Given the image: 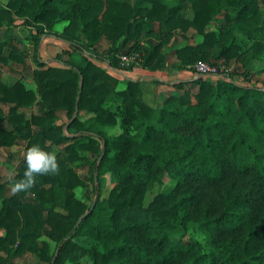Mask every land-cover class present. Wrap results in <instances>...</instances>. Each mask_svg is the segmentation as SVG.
Instances as JSON below:
<instances>
[{
	"label": "trees",
	"instance_id": "16d2710c",
	"mask_svg": "<svg viewBox=\"0 0 264 264\" xmlns=\"http://www.w3.org/2000/svg\"><path fill=\"white\" fill-rule=\"evenodd\" d=\"M261 1L0 0V27H30L39 66L32 72L37 89L23 79L4 83L5 67L31 66L20 43L0 40V147L24 142L28 152L40 145L59 165L14 192L24 156L0 183V264L27 254L39 258L30 264H79L84 256L91 264H264V85L238 81L264 74V67L251 68L264 55ZM189 35L203 39L173 50L179 68L234 59V70L220 73L227 80L175 81L180 94L169 93L159 108L145 100L141 80H121L102 65L106 60L115 71L120 55L139 53L137 64L163 69L165 47ZM48 36L68 46L57 65L40 56ZM103 38L109 47L100 52ZM115 126L119 133L107 130ZM107 171L116 184L103 197ZM166 177L174 186L145 205L147 192ZM89 180L90 203L76 195ZM175 228L203 230L208 241H174Z\"/></svg>",
	"mask_w": 264,
	"mask_h": 264
},
{
	"label": "rangeland",
	"instance_id": "374dc122",
	"mask_svg": "<svg viewBox=\"0 0 264 264\" xmlns=\"http://www.w3.org/2000/svg\"><path fill=\"white\" fill-rule=\"evenodd\" d=\"M6 0H2V2L4 4H6L7 2H5ZM128 1H132V0H128ZM167 3L169 4H175L176 0H166ZM260 9H261V19L264 20V1L260 2ZM189 16H193L192 12H188L187 13ZM23 26V25H22ZM21 26V27H22ZM63 29V25H58L56 27V30L58 32H61ZM159 29V28H158ZM3 30H0V37L2 36ZM15 35L17 37H22L24 35H26L28 33L27 30H22V29H16L15 30ZM31 33V32H30ZM29 33V34H30ZM197 38V37H196ZM196 41V39H195ZM192 42V41H191ZM240 42L245 46V47H249L251 46V44L253 43L252 39H247L245 38L243 35L240 36ZM26 44H28L26 42ZM58 45L61 44V42L57 43ZM28 50L29 49H33V47H31L30 45L27 46ZM107 49V48H106ZM106 49L103 48L102 44H98V50L100 52L105 51ZM44 53V57L46 60H50L52 58L55 57L56 55V50H53L51 47L46 46L43 50ZM65 58H70V56L68 54H66L64 56ZM74 57L81 59V61L83 62L84 59L75 54ZM139 64H134V67H139ZM220 66L222 67H226V69L228 70L227 72H232L234 70L235 67V60L232 59L230 62L228 63H224V62H220ZM8 67V66H7ZM264 67V55L262 56V58L260 59H256L251 63V68L253 71H258L260 69H262ZM9 68V67H8ZM175 70H181L180 72H182V75L184 76V74L190 72L188 70H183L182 68H173ZM157 72V71H155ZM30 71L27 69L24 71V78L26 80H28L29 82H32V77H30ZM115 73L117 75H119L122 78H125V76L123 75V73H121L120 71H115ZM154 77H161V72H157V74H153ZM17 76L14 74H6V78L5 80L12 84L17 80ZM209 78V76H208ZM211 79H219L214 78V77H210ZM227 80V79H224ZM238 81L243 83V84H255L258 83L260 86L264 85V74H257L255 75V77L252 79V81H247L244 80L242 77L238 78ZM157 90V89H156ZM155 90V91H156ZM169 93L167 92V95ZM176 94H180V91L177 89ZM167 95H165V98L167 97ZM165 100V99H164ZM120 100H115L113 102L110 103V105L112 107H115L117 105V103ZM152 105L155 108H159L161 107V105L163 104L164 101H162V97L159 95L154 96L153 100H152ZM29 114H31L32 112H36V110L34 109H30L27 110ZM4 124H6L5 121H3ZM107 130L110 133H119L120 132V128L118 126L115 127H108ZM59 150V148H55V151L57 152ZM27 155V149H26V143L21 142L18 145H14L12 147L9 148H4V147H0V183L1 182H7L8 179L15 173L16 167L19 163V161ZM80 172V171H79ZM83 173H87V169L82 171ZM100 181H101V187H102V196L103 197H108V195L110 194L112 188L114 187V185L116 184V178L114 176V174L110 171L105 172L104 174H102L100 176ZM174 180L170 177H166L162 182H156L152 188L147 192L146 198H145V205H148L153 199L154 197L162 192L165 191L167 189H170L171 187L174 186ZM9 194V192H8ZM76 195L82 199H85L87 202H91L94 198H95V193L93 191V183L91 182V180L87 181L86 184L84 186H81L79 188L76 189ZM1 206V205H0ZM4 231L0 229V234H3ZM170 237L172 240L174 241H178V240H188V239H199L202 242H207L208 241V234L207 232L203 231V230H195L193 228H190L188 230H183L181 228H175L172 229L170 231ZM79 241L82 240V238H78ZM51 247L52 250L55 247V243L51 242ZM39 260V258L35 255L32 254H27L24 258L20 259L19 261H17L15 264H30L33 261H37ZM91 258L88 256H84L79 264H91ZM66 264H74L71 262H67Z\"/></svg>",
	"mask_w": 264,
	"mask_h": 264
},
{
	"label": "crops",
	"instance_id": "0c3cea01",
	"mask_svg": "<svg viewBox=\"0 0 264 264\" xmlns=\"http://www.w3.org/2000/svg\"><path fill=\"white\" fill-rule=\"evenodd\" d=\"M2 1V0H1ZM8 0H6L5 2H7ZM124 1H128V0H124ZM130 3H134L135 0L132 1H128ZM190 12L193 13L192 10H189ZM187 11V13L189 12ZM186 13V16L189 18H192V16H189ZM193 15V14H192ZM19 24V21H18ZM64 25L66 23H60L58 25ZM57 25V26H58ZM22 25H16V26H1L0 30H3L2 36L0 37V40H6L8 42H18L20 43L19 45L22 47L23 51L25 54L28 55V61L30 63V68L28 69L30 71V77H32V82H29L28 80H26L24 78V72H15L12 69H10L11 67H5L4 69H2V81L10 86L15 85L20 79H23L26 84L29 87H32L34 89H37V84L36 81L33 78L32 72L39 68L38 64L36 63L35 59H34V50H35V45L33 43V41L30 39V27H26V26H22ZM24 29L27 30L28 33L22 37H17L15 35V30L16 29ZM159 28V24L155 23L154 24V29L158 30ZM197 37V38H196ZM196 39V41H195ZM203 39L202 36L199 35H189L188 39H185L183 37L180 36H175L173 37V39L169 42V44L165 47L166 52L168 53V57L166 60V65L163 69H157V70H152V69H148V68H144L142 66L139 67H130L128 69H123V70H119L121 73H123V75L135 80H141L142 83V89L144 92V98L147 101L148 104L152 105V100L154 98V96L159 95L162 97V101H164L165 99V95H167L168 93H173L176 94L177 88L174 85V82L177 80H190L192 78H194L195 76L192 74V72H188L186 74H184V76L182 75V72H180L181 70H175L173 68H179L176 62V59L173 55V50L177 49V48H181L184 47L187 44H196L197 42L201 41ZM192 41V42H191ZM26 42L28 44H26ZM61 42L60 45H58L57 43ZM100 44L103 45V48L106 49L109 47V42L106 40V38H103L100 41ZM31 46L33 47V49H29L27 48V46ZM46 46L51 47L53 50H56V55L54 58L50 59V60H46L44 57V53L43 50ZM67 43L61 39L58 38L56 36H48L44 39L43 44H42V48H41V59L45 62L50 63L51 65H57L58 61H57V56L58 54H62L63 51L65 49H67ZM11 53V47L9 45H7L4 49V54L5 55H9ZM66 55V54H65ZM256 60V59H255ZM254 61V60H253ZM252 61V62H253ZM79 62L82 63L81 59H79ZM251 62V63H252ZM102 65L108 69L109 71L113 72L114 74L115 71L110 67V64L108 63V61H102ZM187 70V69H185ZM161 72V77H154L153 74H157V72ZM189 71V70H188ZM14 74L16 75L18 78L17 80L10 84L8 83L5 78H6V74ZM117 77H119L121 80H124L125 78L120 77L119 75L116 74ZM210 78V77H209ZM217 78V77H214ZM211 79V78H210ZM158 80V81H157ZM157 89V90H156ZM156 90V91H155ZM34 110H36V107L33 108ZM19 261V260H17ZM16 261V262H17ZM15 262V263H16Z\"/></svg>",
	"mask_w": 264,
	"mask_h": 264
},
{
	"label": "clouds",
	"instance_id": "9594fccd",
	"mask_svg": "<svg viewBox=\"0 0 264 264\" xmlns=\"http://www.w3.org/2000/svg\"><path fill=\"white\" fill-rule=\"evenodd\" d=\"M24 177L16 181L13 191L29 189L35 183L38 174H47L58 170V159L54 151H48L40 145H33L26 155Z\"/></svg>",
	"mask_w": 264,
	"mask_h": 264
},
{
	"label": "built area",
	"instance_id": "2783aa9c",
	"mask_svg": "<svg viewBox=\"0 0 264 264\" xmlns=\"http://www.w3.org/2000/svg\"><path fill=\"white\" fill-rule=\"evenodd\" d=\"M121 59V67L118 68V70H123V69H128L134 64L138 63V60L140 59V54L139 53H127V54H122L120 55ZM226 67L222 66H217L213 65L209 62L206 61H199L193 66V75L198 76L200 74H205L206 76L209 77H218L222 79H227L224 76L220 75L221 72H226L227 73Z\"/></svg>",
	"mask_w": 264,
	"mask_h": 264
},
{
	"label": "water",
	"instance_id": "95a60500",
	"mask_svg": "<svg viewBox=\"0 0 264 264\" xmlns=\"http://www.w3.org/2000/svg\"><path fill=\"white\" fill-rule=\"evenodd\" d=\"M206 75L205 74H200L199 77H205Z\"/></svg>",
	"mask_w": 264,
	"mask_h": 264
}]
</instances>
